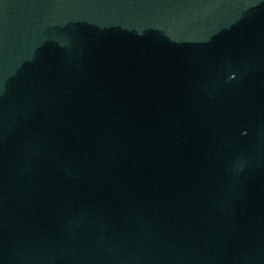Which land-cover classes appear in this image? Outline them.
<instances>
[{"label":"water","instance_id":"95a60500","mask_svg":"<svg viewBox=\"0 0 264 264\" xmlns=\"http://www.w3.org/2000/svg\"><path fill=\"white\" fill-rule=\"evenodd\" d=\"M0 264H264V0H0Z\"/></svg>","mask_w":264,"mask_h":264}]
</instances>
